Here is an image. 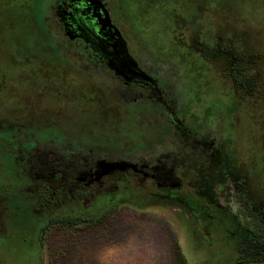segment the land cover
<instances>
[{
  "label": "flooded vegetation",
  "instance_id": "1",
  "mask_svg": "<svg viewBox=\"0 0 264 264\" xmlns=\"http://www.w3.org/2000/svg\"><path fill=\"white\" fill-rule=\"evenodd\" d=\"M110 1H53L50 14L72 46L47 51L63 64L48 67L23 47L13 48L12 61L0 37V167H13L0 170L13 184L0 193V210L5 197L52 212L68 200L82 205L122 191L148 193L183 206L204 230L233 246L241 262L263 264L264 200L255 203L242 187L225 152L221 114L194 115V50L199 64L216 63L229 84L252 96L263 83L262 32L246 22L263 25L264 0H219L244 8L242 31L230 36L224 29L236 25L221 24L218 10H207L203 0L187 7L169 0L175 9L153 0L167 16L160 32L147 30L152 48L123 30L118 0ZM200 11L208 13L197 21ZM247 36L256 37L261 51H248ZM43 74L47 79L39 80ZM10 80L19 86L14 95L7 94ZM206 82L213 84V75ZM88 110L98 117L96 134L78 124ZM128 116L133 136L123 141L114 134L117 121Z\"/></svg>",
  "mask_w": 264,
  "mask_h": 264
},
{
  "label": "rangeland",
  "instance_id": "2",
  "mask_svg": "<svg viewBox=\"0 0 264 264\" xmlns=\"http://www.w3.org/2000/svg\"><path fill=\"white\" fill-rule=\"evenodd\" d=\"M53 1L0 0V37L4 39L3 46L7 47L6 58L12 57L13 61V48L23 47L27 53H37L39 61L44 60L48 67L51 61L55 64L66 62L61 58L54 61V55L47 51L72 46L63 41L56 20L50 14ZM179 1L185 7L193 2ZM110 2L114 4L115 0ZM158 2L155 5L153 0H118L117 11L125 25L123 30H132L131 36L140 44L145 45V41L150 45L147 33L160 32V22L167 16V11H163V7H159L163 5ZM164 2H167L165 7L175 9L169 5V0ZM203 2H206L207 10L211 11L212 7L218 10L215 13L221 24L236 25L224 29L226 36L234 29L242 31L240 21L244 8L238 3L230 8L218 5L219 0ZM155 6H158L157 10ZM202 14V11L198 12L195 20L198 21ZM260 24L246 22L248 29L262 32L257 34L262 38V51L254 43L256 37L246 38L248 51H261L263 57L262 66L259 63L262 70L258 73L263 83L252 96L229 84L224 68L220 69L216 63L199 64L194 50V115L209 119L221 114L222 124L226 126V138L223 137L226 155L242 177V187L257 204L261 198L264 200V23ZM42 71L45 70L41 69L40 74ZM212 75L215 82H206ZM19 79L15 77L17 82ZM45 79V74L39 76V80ZM15 80L7 82L11 85L7 94L14 95L13 92L19 89ZM7 98L10 97L7 95ZM88 113L89 110L79 118L78 124L85 125L83 130L96 134L98 117ZM133 121L132 116L117 121L118 130L114 136L123 141L131 139L133 133L128 129ZM12 169L8 165L0 167L2 171ZM2 171L0 193L13 188L8 177L4 179ZM228 187L234 190L233 182H229ZM132 192L87 198L82 205L68 200L63 207L50 213L59 220L53 224L46 223L49 214L41 206L30 208V204L19 197L2 198L1 205L5 206L0 210V264H173L174 261L176 264H257L238 260L233 246L204 230L196 217L193 219L180 204L148 193ZM63 219L65 223L60 222Z\"/></svg>",
  "mask_w": 264,
  "mask_h": 264
},
{
  "label": "trees",
  "instance_id": "3",
  "mask_svg": "<svg viewBox=\"0 0 264 264\" xmlns=\"http://www.w3.org/2000/svg\"><path fill=\"white\" fill-rule=\"evenodd\" d=\"M52 206H53V205H52ZM52 206H51V207H52ZM50 213H51V212L49 211V212H48L49 215L47 214L48 217H47L46 223H47V224H53V223L58 222L59 220H56V217L53 218L54 216H52ZM60 222H61V223H65L66 221H64V219H63V220H61ZM70 222H71V220L69 221V223H70ZM174 263L176 264L175 261H174ZM174 263H173V264H174Z\"/></svg>",
  "mask_w": 264,
  "mask_h": 264
}]
</instances>
